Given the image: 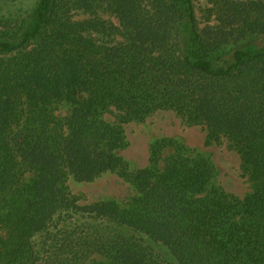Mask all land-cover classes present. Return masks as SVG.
<instances>
[{"label":"trees","instance_id":"16d2710c","mask_svg":"<svg viewBox=\"0 0 264 264\" xmlns=\"http://www.w3.org/2000/svg\"><path fill=\"white\" fill-rule=\"evenodd\" d=\"M222 10L202 26L192 0H38L0 20V264H264V1ZM160 111L226 140L251 192L170 137L130 168L122 125ZM105 173L131 195L79 204L68 179Z\"/></svg>","mask_w":264,"mask_h":264},{"label":"rangeland","instance_id":"374dc122","mask_svg":"<svg viewBox=\"0 0 264 264\" xmlns=\"http://www.w3.org/2000/svg\"><path fill=\"white\" fill-rule=\"evenodd\" d=\"M200 25L220 23L224 18L223 3L246 0H192ZM264 1V0H261ZM38 0H0V20L5 19L11 24L15 20L26 18L36 6ZM103 20L117 23V19L106 13L98 12ZM88 14L76 12L74 19L84 20ZM3 20L2 22H6ZM2 25L0 26V28ZM65 111H61L63 115ZM106 120H114L113 115H105ZM126 145L118 153L126 160L132 169L144 167L149 156V147L154 140L175 138L188 147L208 156L215 167V183L225 192L239 198L247 196L251 183L242 176L239 155L228 146L226 140L218 143H208L206 132L200 126L185 123L172 111L157 112L141 122L130 121L122 125ZM68 189L78 199V203L90 204L103 200H125L133 192L128 182L115 173H105L92 182L79 181L70 177Z\"/></svg>","mask_w":264,"mask_h":264}]
</instances>
